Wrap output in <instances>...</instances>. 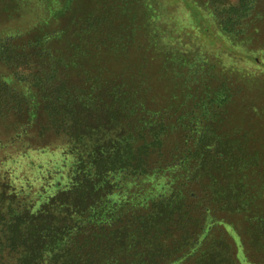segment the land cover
<instances>
[{
	"label": "trees",
	"instance_id": "trees-1",
	"mask_svg": "<svg viewBox=\"0 0 264 264\" xmlns=\"http://www.w3.org/2000/svg\"><path fill=\"white\" fill-rule=\"evenodd\" d=\"M70 2L26 0L21 10L32 15L0 29V264H255L238 235L209 236L216 212H234L249 190L235 177L250 152L212 134L227 87L167 115L161 107L169 102L149 92L158 71L140 88L110 79L109 68L94 76L83 69L84 80L54 42L71 23L81 36L99 34L93 44L101 47L107 24L122 12L130 23L108 39L134 50L128 70L157 62L198 78L201 62L185 61L183 37L167 32L170 43L160 30L206 34L209 27L194 21L204 15L220 38L238 37L259 0H207L206 9L195 0H96L102 8L87 20L55 22V11ZM38 12L51 19L50 29L31 36L43 29ZM175 134L186 140L173 161L189 166L190 186L143 198L134 188L163 165Z\"/></svg>",
	"mask_w": 264,
	"mask_h": 264
},
{
	"label": "rangeland",
	"instance_id": "rangeland-1",
	"mask_svg": "<svg viewBox=\"0 0 264 264\" xmlns=\"http://www.w3.org/2000/svg\"><path fill=\"white\" fill-rule=\"evenodd\" d=\"M25 1L0 0V29L8 24L21 25L24 21L23 17L28 18L29 15H32L31 12L26 14L21 10ZM68 1L71 2L65 3L61 10H56L53 14L58 16L55 22L59 19L64 20V17H67L66 20L73 21L81 18L87 20L92 16V12H99L102 8L96 0ZM103 1L114 2V0ZM195 1L206 9L207 0ZM177 5L180 6L179 8L182 7V14H185L186 17L188 12L183 10L180 3ZM40 15L39 13L36 16L44 19V22L40 24L43 29H41L42 31L40 28L35 29L29 34L31 36L41 35L50 29L51 19ZM141 17L144 15L142 14ZM48 20L49 22H46ZM129 21L125 13L114 14L107 24L105 33L101 36V38L105 37V41H107L102 43L101 40V47H98V44H93L98 41L96 37H99V34L92 38L81 36L82 32L77 31L78 26L68 23L65 31L55 40L54 49L61 52L73 70L76 67L78 72H81V77L84 80L87 79V73H84L83 69H88V72L93 75L95 69L109 68L110 79L117 76L118 80L122 82H127L130 79L129 82L135 81L138 84H136L137 87L140 88L143 84L142 81L151 78L152 70L158 71L155 75L158 77L155 78H159L160 81H156L149 92L151 94L159 93L160 96H156L155 99L169 102L166 106L161 107V109L166 108L162 111H166L167 115L178 113L174 110L177 107L180 109L179 112H187L189 110L186 109V106H190L194 99L206 98L211 91L213 92L214 89L222 85L227 87L229 99L220 108L219 118L213 125L212 134L236 139L250 152L243 169L235 177L236 180H241L249 190L242 197V206L237 210L234 212L218 210L216 212L209 236L219 238L222 233L226 234L225 236L238 235L239 241L246 248L247 259L255 264H264V226H261L262 220H264V0H259L253 15L245 20L244 32L238 37H231L228 40L220 38V34L204 15H199L196 19L194 18V21H197V25L201 26L200 29L209 27L206 34H199L194 28L190 33H186L188 30L186 26H183L186 28L181 31L172 32L171 27L166 29L167 25L164 26L165 29L160 30V38H165L170 43L173 41L169 36L172 38L183 37L184 43L178 47L183 52L185 61L194 64L196 61L201 62L198 78L189 76L187 73L177 75L171 72L169 65L156 64L157 62L149 68L143 67L146 65L145 63L139 66L136 64L137 72L128 70L131 69L128 67L130 66L129 62H134L132 59L134 50L129 49V51L122 44L115 45L119 41L116 36L114 44L108 37L111 38L116 32L121 31V24L124 23L126 26L130 23ZM167 32L170 33L169 36H167ZM85 34L88 33L85 32ZM168 53L167 49L159 50L161 57L158 61H165ZM202 63H205L204 67H202ZM144 72H148L149 75L147 76ZM119 73L121 74L119 75ZM178 137L179 135L176 134L171 135L167 143L170 152L168 151L167 157L165 156L159 161V165H163L154 168L152 176L139 182L134 188V191L143 194V198L158 196L172 188L184 189L190 186L189 166L186 163L181 164L173 161V155H179L180 149H182L180 146L183 147L186 140L183 137L182 139ZM42 139V137L39 138V140ZM3 159L4 157L0 156V163ZM256 239L259 241L257 246Z\"/></svg>",
	"mask_w": 264,
	"mask_h": 264
}]
</instances>
